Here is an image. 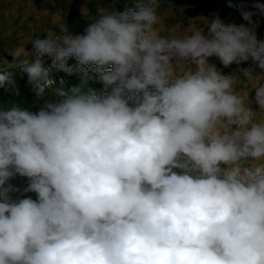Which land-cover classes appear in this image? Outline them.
Listing matches in <instances>:
<instances>
[{"label": "clouds", "instance_id": "1", "mask_svg": "<svg viewBox=\"0 0 264 264\" xmlns=\"http://www.w3.org/2000/svg\"><path fill=\"white\" fill-rule=\"evenodd\" d=\"M160 2L101 9L82 34L65 23L8 52L44 103L0 105V264H264V83L250 100L209 63L264 70V4L241 9L247 25L216 16L208 36H161ZM44 56L79 83L55 81ZM16 176L27 185L13 198Z\"/></svg>", "mask_w": 264, "mask_h": 264}, {"label": "rangeland", "instance_id": "2", "mask_svg": "<svg viewBox=\"0 0 264 264\" xmlns=\"http://www.w3.org/2000/svg\"><path fill=\"white\" fill-rule=\"evenodd\" d=\"M71 1L0 0V71L9 74V81L7 82V88L9 90H17L13 74L15 72H24V70L20 62L13 61V57L8 55V52L24 44H26L25 50L31 52L32 44L29 40L38 37L43 38L51 30L59 34L58 27L66 23L65 18ZM116 6V0H83L81 4L82 18L86 20L87 16L97 15L101 9L115 11ZM125 7H134L133 0H127ZM157 14L160 17V22L156 27L161 28L159 31V35L161 36L177 34H179L178 36H182L190 28H200L203 30V33L208 31L209 23L207 24L205 20L202 21V18L207 19L206 17L197 15L198 17H193L192 20L190 17L186 18L181 13L180 7L171 0H161ZM189 18L191 20L190 24ZM194 21L196 22L194 23ZM86 22L88 24L90 21L86 20ZM83 32L78 34H82ZM21 59L25 58L22 57ZM26 59L31 64L35 61L36 57L29 56ZM52 60V57H42V66L50 69ZM78 83L79 74H73L70 76L66 87H71ZM51 98L57 99L56 97ZM43 103V99L38 100L35 98L32 100V109L30 110L38 111L40 105ZM0 105L5 107L2 103ZM8 183L20 190L19 192L12 193L14 198L15 196L21 195L23 188L27 185V179L16 176Z\"/></svg>", "mask_w": 264, "mask_h": 264}, {"label": "trees", "instance_id": "3", "mask_svg": "<svg viewBox=\"0 0 264 264\" xmlns=\"http://www.w3.org/2000/svg\"><path fill=\"white\" fill-rule=\"evenodd\" d=\"M181 9V13L184 17H194L197 15L202 16H211L215 18L219 16L222 21L226 24H245L247 21L243 20L241 15V9L245 11H256L254 4L261 3L264 4V0H171ZM117 2V11H122L126 3V0H116ZM83 3V0H72L66 14V24L69 27V30L73 34L81 33L87 27V22L82 18L80 12V6ZM231 4L232 6H229ZM255 21V32L258 40L264 41V15L257 12L253 17ZM67 63L75 65L76 61L74 58H70ZM251 60L244 62L237 66L233 64L228 68H223V72L231 71L234 69L253 66ZM256 66V65H255ZM264 71V70H263ZM2 73V72H0ZM51 77L58 82L59 76L66 81V84L70 78L67 73L60 72L50 69ZM13 79L15 81L17 90H9L7 88V83L3 88H0V103L5 105V108L10 107L13 104H19L22 107L32 109V100L35 99V93L31 90V86L27 82V74L25 72H15L13 74ZM55 86V85H53ZM89 87H92L98 91L103 90V85L96 82L95 80L89 82ZM110 91V89H109ZM35 199V193H27ZM15 196L14 198H18Z\"/></svg>", "mask_w": 264, "mask_h": 264}, {"label": "crops", "instance_id": "4", "mask_svg": "<svg viewBox=\"0 0 264 264\" xmlns=\"http://www.w3.org/2000/svg\"><path fill=\"white\" fill-rule=\"evenodd\" d=\"M200 16H202V15H200ZM194 17L196 18L198 16H194ZM202 17H206L207 18V19L202 18V21H204V20L207 21V24L208 23L210 24L211 20L214 19L213 17L209 18L210 16H202ZM190 18L192 20L193 17H190ZM190 18H189V24H190V21H191ZM195 22L196 21H194V23ZM157 28L160 31L161 28L160 27H157ZM203 34L205 36H208V31H206V33H203ZM178 35L179 34H177L176 36H178ZM260 41H263V40H260ZM209 63L215 64V66L219 70H221V71L224 68V66L221 64V62L219 61V59L216 58L215 56L209 58ZM242 68H250V69H252L254 75H259V76L264 77V71L261 70V69H259L255 65H253V66H247V67H242ZM224 73L225 74L232 73L233 75L237 76L238 77V80H237V84H236V91H238L241 95H243L245 92H248L249 93L250 100H253V101H254V97H255V92L252 91L253 85L259 84V83H264V79H261V80L253 79L252 81H248L246 78H244L242 76V74L239 71H237V69H234V70H231V71H227V72H224ZM251 106L253 107L254 110L259 111L258 106L254 102L252 103ZM261 118H264V117H257V119H261Z\"/></svg>", "mask_w": 264, "mask_h": 264}]
</instances>
